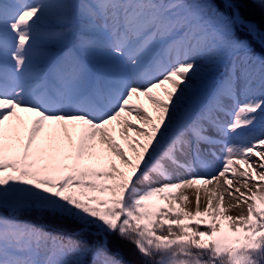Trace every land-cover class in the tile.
I'll return each mask as SVG.
<instances>
[{
	"label": "snow or ice",
	"instance_id": "obj_1",
	"mask_svg": "<svg viewBox=\"0 0 264 264\" xmlns=\"http://www.w3.org/2000/svg\"><path fill=\"white\" fill-rule=\"evenodd\" d=\"M250 7L264 20V0H0V264H122L111 236L133 264H264Z\"/></svg>",
	"mask_w": 264,
	"mask_h": 264
},
{
	"label": "trees",
	"instance_id": "obj_2",
	"mask_svg": "<svg viewBox=\"0 0 264 264\" xmlns=\"http://www.w3.org/2000/svg\"><path fill=\"white\" fill-rule=\"evenodd\" d=\"M246 18L253 20L261 27L262 30H264V20H262L260 10L256 8H249L245 12ZM237 34L241 38L251 39L250 37H247L246 33L243 32H237ZM253 49L255 53L259 54L261 52V48L258 44L253 43ZM230 67V62L226 65V71H228V68ZM255 92L252 94L250 98H255ZM23 219L27 220L30 223H34L37 226H42L48 228L53 234L62 236L65 238H71V239H86L89 241V243L94 242L95 237L90 236H81L78 235V230L71 226L64 224L62 222H53V221H45L39 217H23ZM110 244L108 246L109 254L112 255L117 260L121 261L122 264H133L134 261H137L140 259L139 254L136 252L134 246L125 241L121 240L117 236H111L109 237Z\"/></svg>",
	"mask_w": 264,
	"mask_h": 264
},
{
	"label": "rangeland",
	"instance_id": "obj_3",
	"mask_svg": "<svg viewBox=\"0 0 264 264\" xmlns=\"http://www.w3.org/2000/svg\"><path fill=\"white\" fill-rule=\"evenodd\" d=\"M227 64L228 63H225L224 65H222L220 67V69L218 70V72L216 73V81H219L220 79H222L227 74V71H226L227 70L226 69V65ZM254 71H258V68L255 69ZM255 96L258 97V90L255 92ZM240 100H241V102H243L244 97H240ZM224 118L225 119H230V117H224ZM258 135H259V133L257 132L255 134H252V135L246 137L244 140H242L240 142L241 143H247L250 139L253 138V136H258ZM213 167H214V169H216L218 171L219 168H220V162L213 160ZM235 167L239 168L240 166L239 165H235ZM237 179H238V177H237ZM222 181H223V178H221V183H222ZM233 183H234L235 186H239V185L236 184V180L235 179L233 180ZM197 187L200 188V199H201V210H202L203 207L206 205L205 188H207L209 190H212V189L216 188V182L214 181L210 185H203V184H201V185H198ZM186 194L188 195L189 200L191 201V203L185 205V207L194 210V208H195L196 189L195 188L189 189V190L186 191ZM228 202L229 201H228V199L226 197V199H225V206L226 207H227ZM240 213H241V209H233L228 214H230V215H239ZM44 228H46V227H44ZM46 229L48 231H50L48 228H46ZM88 260H89V264H91V256L88 257Z\"/></svg>",
	"mask_w": 264,
	"mask_h": 264
}]
</instances>
